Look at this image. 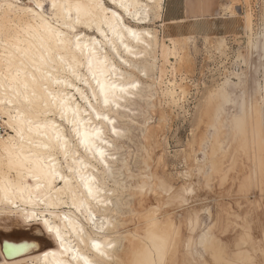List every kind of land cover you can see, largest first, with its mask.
Instances as JSON below:
<instances>
[{"label":"bare ground","instance_id":"obj_1","mask_svg":"<svg viewBox=\"0 0 264 264\" xmlns=\"http://www.w3.org/2000/svg\"><path fill=\"white\" fill-rule=\"evenodd\" d=\"M48 2L50 4L51 0ZM108 2L109 6L104 0H56L64 7L55 13L49 9L45 16L51 15V19L43 22L29 17L22 8L0 6V119H4L9 129L8 133L0 135V212L15 213L21 222L29 223L35 219L26 218L27 213L40 208L47 211V205L51 204L53 209L47 218L53 221L50 226L54 230L60 229L64 241L61 245L54 235H49L41 219L38 224L50 241L42 239L50 246L38 251L18 249L5 255L3 240L20 243L39 235L23 230L0 233V264H37V261L38 264H175L177 261L178 231L169 216L159 219L155 210L149 209L139 214L140 219L133 223L134 226L120 231L125 222L120 216L126 212L123 211L126 206L122 208L121 195L118 197L121 188L117 184H120L114 180L111 170L114 152L109 153L113 144L104 131L107 124L112 135L120 134V129L113 124V115L109 114L111 107L104 110L103 105L101 113L112 122L97 120L93 113L79 124L75 123L73 112L79 103L73 101V91L64 82L73 83L71 89L75 90L79 82L76 76L88 74L91 78L88 61L94 62L97 57L103 59L109 51L106 46L97 45L102 51L91 55V41L101 40L103 32L112 35L117 27L116 20L122 19L124 26L136 33V37L125 34L132 55L121 48L127 62L116 61L117 72L109 79V83L116 86L114 92L110 91V99L115 96L122 107L138 94L143 82L141 76L158 82L164 74L162 62L168 64L170 58L176 63L182 60L190 36H159L158 29L150 26L160 21L163 0H117L118 4L125 5L123 9L115 8L113 0ZM19 3L27 6L30 0H19ZM101 3L104 10L97 7ZM223 9L226 11L229 7L224 5ZM113 11L117 12L116 19L111 15ZM80 26L94 30L95 34L83 33L78 30ZM243 29L250 33L249 36L253 35L250 12L244 14ZM57 34L70 37L71 45L66 40L61 42ZM77 36L81 37V49L75 46ZM85 44L87 48H83ZM17 45L29 51L23 61L14 55ZM108 60L110 69V55ZM159 60L162 61L160 65ZM57 80L61 83H56ZM133 83L138 87L131 88ZM121 88L126 91L122 93ZM178 89L179 92L175 86L165 87L162 97L176 104L183 95V90ZM213 91L206 93L205 99L215 113L220 101L228 102L230 97L223 86ZM62 110L67 114L62 122L50 115L56 112L60 118ZM255 114V136L262 140L264 110ZM68 123L69 129L65 125ZM106 180L112 183L111 187ZM40 199L46 203L38 204ZM37 231L41 233L40 229Z\"/></svg>","mask_w":264,"mask_h":264},{"label":"rangeland","instance_id":"obj_2","mask_svg":"<svg viewBox=\"0 0 264 264\" xmlns=\"http://www.w3.org/2000/svg\"><path fill=\"white\" fill-rule=\"evenodd\" d=\"M226 6L243 23L245 12L251 13L253 35L242 25L238 34L223 38L190 36L178 64L174 58L158 61L164 69L160 81L141 76L138 94L122 107L111 106L120 134H110L108 124L104 128L113 144L112 176L126 206L120 231L149 209L159 219L169 216L178 231L175 264H264V135L256 138L254 123L255 113L264 110V0H231ZM158 24L150 26L161 36ZM164 85L182 89L184 96L168 103ZM217 85L230 100L220 101L214 113L205 98ZM75 100L82 105L78 94ZM8 132L0 119V135ZM37 229L43 232L36 220L23 223L15 213L0 212V233L40 235ZM43 238L50 241L44 233Z\"/></svg>","mask_w":264,"mask_h":264},{"label":"snow or ice","instance_id":"obj_3","mask_svg":"<svg viewBox=\"0 0 264 264\" xmlns=\"http://www.w3.org/2000/svg\"><path fill=\"white\" fill-rule=\"evenodd\" d=\"M7 6L8 9H14V8H22L23 11L29 16V17H35L39 19L41 22L51 19V15L45 16V13L51 9V13H55L57 9H60L64 7V5H60L56 3V0H51V3L49 4L48 0H30V3L27 6H23L19 3V0H0V6ZM113 6L117 9H123L125 8V5L123 3H117V0H113ZM97 7L104 10V4H98ZM113 19H116L117 12L113 11L111 13ZM117 27L113 30L112 35H109L108 32H103L102 39L101 40H92V48L93 51L91 55L95 56L96 52L102 51L101 48H98L97 45H103L108 48V53L104 55L103 59H100L99 57L96 58V60L93 62L92 60H89L87 63L88 72L91 73V78H89L88 74H84L83 76H76V80L79 81L78 84L75 86V92L73 94V101L75 100L76 95L78 94L79 100L82 102V105H77L75 111L73 112V120L75 123L79 124L84 117H91L93 113L96 114L97 120H105L109 121V117L107 115H104L100 111V106L103 105L104 110L109 109L113 104L116 105V107H119L118 99L115 96H112L110 99V91H115V84L109 83V79L112 75H114L117 72V64L116 61H119L120 64H124L127 62V57L124 56V52L121 51V48H123L128 55H132V49L129 47L128 43L126 42V35H130L133 37H136L135 31L131 27H125L124 20L117 19L116 20ZM45 28H48L49 31H52V29L47 25L44 24ZM58 38L61 40V42L67 41L68 45H71V38L70 37H60L59 34H57ZM138 39V37H137ZM81 37H76V48L81 49ZM12 46L11 44L9 45ZM88 46L85 44L83 45V48H87ZM15 56H18L22 61L25 57L29 55V51L24 49L23 47H20L19 45L16 46L15 49ZM112 57V63L111 68L109 69V60L108 56ZM9 65H11L12 60L9 58L8 61ZM83 67V65H81ZM11 71V68H9V72ZM56 83H61V81L57 80ZM67 88H73V83L71 82H64ZM83 85V87H80V85ZM131 88H136L138 85L136 84H130ZM120 91L123 93L126 91V89L121 88ZM81 107H83L84 111H81ZM52 118H55L56 112L50 113ZM60 118L61 120H65L67 118L66 111L60 112ZM89 123L91 120L89 119ZM53 128L56 127L55 124L52 125ZM59 139V138H58ZM47 147V145H45ZM53 175L55 174V171L53 170ZM39 187V184L37 185ZM91 191V190H90ZM11 202V201H9ZM38 204L44 205L46 203L45 200L40 199L37 201ZM47 211H45L44 208H40L39 210L33 209L32 212L26 214V218L29 220L35 219L37 222H39L41 219H43V223L45 225V230L48 232L49 235H54L55 238L59 241L61 245H63L64 241L61 236V232L59 228H56L55 230L50 226L53 221L47 217L50 216L51 211L53 209V206L51 204L47 205ZM67 218V217H65ZM43 232L40 233L39 236L33 237L29 240H25L19 244L12 243L10 241L5 240L3 242V249L8 252L9 254L15 252L18 249L23 248H31L32 250H40L41 247H48V245L43 239ZM38 264V261H37Z\"/></svg>","mask_w":264,"mask_h":264},{"label":"crops","instance_id":"obj_4","mask_svg":"<svg viewBox=\"0 0 264 264\" xmlns=\"http://www.w3.org/2000/svg\"><path fill=\"white\" fill-rule=\"evenodd\" d=\"M230 1L163 0L161 19L157 22L167 37L232 36L239 33L243 21L239 15L223 10Z\"/></svg>","mask_w":264,"mask_h":264},{"label":"water","instance_id":"obj_5","mask_svg":"<svg viewBox=\"0 0 264 264\" xmlns=\"http://www.w3.org/2000/svg\"><path fill=\"white\" fill-rule=\"evenodd\" d=\"M5 240H3V242H4ZM8 241V240H7ZM3 242H2V249H3ZM11 242V241H10ZM13 243V242H12ZM21 243V242H20ZM17 244H19V243H17ZM17 251V250H16ZM3 252L5 253V255H7V254H9L8 252H6L4 249H3Z\"/></svg>","mask_w":264,"mask_h":264}]
</instances>
